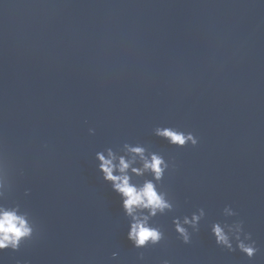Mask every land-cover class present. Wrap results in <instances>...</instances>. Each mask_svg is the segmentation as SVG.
Wrapping results in <instances>:
<instances>
[{
	"label": "water",
	"instance_id": "95a60500",
	"mask_svg": "<svg viewBox=\"0 0 264 264\" xmlns=\"http://www.w3.org/2000/svg\"><path fill=\"white\" fill-rule=\"evenodd\" d=\"M157 126L199 142L169 145ZM126 142L175 164L155 247L132 246L96 170L97 151ZM0 178V203L37 229L0 264H264V0H0ZM201 207L186 245L172 219ZM225 220H243L251 260L215 244Z\"/></svg>",
	"mask_w": 264,
	"mask_h": 264
},
{
	"label": "clouds",
	"instance_id": "9594fccd",
	"mask_svg": "<svg viewBox=\"0 0 264 264\" xmlns=\"http://www.w3.org/2000/svg\"><path fill=\"white\" fill-rule=\"evenodd\" d=\"M89 128V133L94 134ZM153 134L169 145L184 147L188 144L195 147L199 139L192 132H185L177 127L157 126ZM96 170L101 179L120 198V206L128 220L127 239L136 249L155 247L166 239L162 228L154 223V218L172 212L174 201L163 189L161 181L169 169L175 164L167 161L159 152L151 151L142 144L124 143L117 150L108 147L95 153ZM151 177V178H147ZM144 178L142 182L139 179ZM8 179L0 178V200L10 190ZM27 195V192H26ZM224 217L237 216L238 213L230 205L223 208ZM206 215L203 207L191 216H177L172 225L178 239L184 244L192 242V235L199 231L200 221ZM191 230V231H190ZM36 225L27 211H22L19 204L0 203V252L19 251L21 245L33 239ZM210 234L217 246L233 252L239 250L251 260L260 249L250 232L244 230L243 220L232 223L215 221L210 225ZM117 253H112L116 259ZM138 259L143 261L141 252ZM161 264H170L167 259Z\"/></svg>",
	"mask_w": 264,
	"mask_h": 264
}]
</instances>
